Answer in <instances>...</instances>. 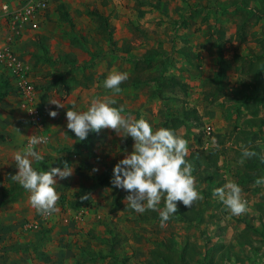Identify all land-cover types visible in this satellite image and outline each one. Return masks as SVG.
Wrapping results in <instances>:
<instances>
[{
    "label": "rangeland",
    "instance_id": "1",
    "mask_svg": "<svg viewBox=\"0 0 264 264\" xmlns=\"http://www.w3.org/2000/svg\"><path fill=\"white\" fill-rule=\"evenodd\" d=\"M239 6L237 0H51L47 22L18 45L32 67L42 124L35 128L26 120L14 90L0 101V196L19 185L12 179L18 172L13 157L23 152L31 135L48 138L35 146L44 159L33 160L34 169L66 156L74 171L69 178H56L58 210L51 215L38 213L27 191L0 204V247L33 242L49 256L62 253L51 264H149L148 252L156 242L172 238L178 251L193 246L189 264H264V185H255L264 177V100L245 101L241 95L251 83L252 64L264 63V19L255 13L256 0ZM94 13L108 16L113 45L98 34ZM149 50L162 56L148 73L164 70L182 88L158 92L155 82H145L116 94L103 86L113 71L132 75L134 60ZM106 96L124 108L122 115L144 118L154 131L168 128L188 141L186 159L203 199L191 208L180 202L177 207L199 214L196 223L171 215L161 227L160 221L140 219L147 210L136 217L127 206L128 193L113 187L111 179L114 166L133 150L131 137L102 129L79 141L67 129V110L86 111L93 99ZM52 100L64 107L50 104ZM49 111L59 114L52 118ZM187 112L197 119L186 121ZM241 145L257 156L238 163ZM106 172L110 185L94 189L89 204L74 209L78 192ZM229 180L241 187L248 202V211L239 216L213 195ZM164 207L162 198L158 208ZM101 234H109L110 241L93 239ZM101 244L106 247L98 248ZM100 250L106 251L104 257L92 259L90 252ZM0 264L45 263L29 250L0 252Z\"/></svg>",
    "mask_w": 264,
    "mask_h": 264
},
{
    "label": "clouds",
    "instance_id": "2",
    "mask_svg": "<svg viewBox=\"0 0 264 264\" xmlns=\"http://www.w3.org/2000/svg\"><path fill=\"white\" fill-rule=\"evenodd\" d=\"M128 79V73L113 71L103 82L106 89L120 93L121 83ZM57 108L64 105L59 100L49 101ZM116 100L111 97L95 98L86 111L77 112L70 108L66 112L67 129L75 134L79 141L87 139L90 132L99 133L102 129L114 130L121 138L131 137L134 141L133 150L125 155L113 168V187L128 193L124 201L137 213L146 210L158 211L160 226L164 227L171 215L178 212L177 203L191 208L197 200L203 197L196 189L193 166L186 159L189 155L188 141L168 128L153 130L144 118L135 119L132 115L124 116L123 107H115ZM57 111H49V116L55 118ZM123 133V136H121ZM48 143L45 136L31 135L23 152L14 155L18 172L12 176L30 195V205L41 215H51L56 207L59 195L54 185L57 177L61 180L73 175V167L67 162L64 167H51L47 171H37L32 167L33 160L42 161L44 157L35 150V146ZM242 158L257 156L255 151L241 145ZM264 159V157H261ZM99 169L94 168L93 172ZM255 185H264V177L257 178ZM213 195L230 210L231 214L239 216L248 211V202L242 197L241 187L229 180L214 189ZM89 194L80 197L88 200ZM164 200L165 207L158 205Z\"/></svg>",
    "mask_w": 264,
    "mask_h": 264
},
{
    "label": "trees",
    "instance_id": "3",
    "mask_svg": "<svg viewBox=\"0 0 264 264\" xmlns=\"http://www.w3.org/2000/svg\"><path fill=\"white\" fill-rule=\"evenodd\" d=\"M240 2L239 7H249L250 0H237ZM258 3V7L254 8L255 13L259 19H264V0H256ZM96 22H97V29L98 34L109 44L113 45V37L112 33L109 30V20L108 16L102 13H94ZM159 56H162L159 52L154 50H149L142 56L141 59H136L133 62V74L128 77V79L121 83L120 88H127V87H136L140 84L145 82H155L156 85L159 87L158 92H160L162 87H183L182 84L174 77L167 78L164 76L163 71L156 76L149 74V70L152 67V63L155 59ZM148 68V69H145ZM264 70V63L261 60H257V63L252 64L251 68L249 69L248 75H251V83L246 84L245 88L247 90H241V95L244 97V100H264V76L262 75ZM148 73V74H144ZM222 72L220 68L219 73ZM220 78L222 77L221 74L218 75ZM217 76V77H218ZM218 77V78H219ZM166 79V82L164 81ZM12 87L9 85L8 80L4 78H0V101L9 95V92H12ZM155 90V91H156ZM115 107H117L115 105ZM118 108V107H117ZM41 113V123L43 121V114L40 108ZM196 114L194 112H187V116L185 117L186 121L189 120H196ZM27 120V119H26ZM28 121V120H27ZM29 122V121H28ZM32 124L31 122H29ZM71 150L64 149L63 151ZM67 162L70 166V161L66 156H62L60 158L55 159L54 161L46 164L43 163L37 171H47L51 167H60L61 169L64 167V163ZM198 164H201V161H198ZM202 166V165H201ZM110 173L106 172L103 174L95 175L92 178L93 184L89 187H83L77 194L76 199L71 203L74 209L80 207L81 205H87L90 202V196L94 189L98 188H105L110 185V181L108 180ZM23 191H26L20 184L14 185L11 188L4 191V193L0 196V204L3 202H7L8 200L14 198L16 195L21 194ZM89 194L88 200L81 201L80 197ZM113 212L115 211V205L117 203V199L113 198ZM175 217L180 219L187 224H194L199 219V214H196L194 211H190L184 207H178V212L173 214ZM141 220H156L160 221V216L158 211L147 210L144 214L140 216ZM40 241H43V237L39 238ZM176 243L172 238H167L163 241L156 242L155 246L152 248L150 253V264H189L192 262L194 249L193 246L185 247L180 251L177 250L175 247ZM21 250L25 251H32L37 260L47 263L51 260V257L38 249L35 243L31 242L30 244H19L13 243L7 246L0 247L1 253L6 252H18ZM99 257V255H97ZM177 256L179 257V261L177 262Z\"/></svg>",
    "mask_w": 264,
    "mask_h": 264
},
{
    "label": "built area",
    "instance_id": "4",
    "mask_svg": "<svg viewBox=\"0 0 264 264\" xmlns=\"http://www.w3.org/2000/svg\"><path fill=\"white\" fill-rule=\"evenodd\" d=\"M51 13V0L0 2V78L13 88L20 111L37 128L41 123L34 75L28 57L19 51L25 34L37 32ZM207 133L210 128H206Z\"/></svg>",
    "mask_w": 264,
    "mask_h": 264
},
{
    "label": "crops",
    "instance_id": "5",
    "mask_svg": "<svg viewBox=\"0 0 264 264\" xmlns=\"http://www.w3.org/2000/svg\"><path fill=\"white\" fill-rule=\"evenodd\" d=\"M111 200H112V198H111ZM160 209V208H159ZM116 211V210H115ZM135 213H136V217H138V215H141V213H137L136 211H135ZM98 221V220H97ZM93 239L94 240H96V241H98V242H100V241H103V240H106L107 242L108 241H110V236H109V234H101L100 235V237L99 238H97V237H93ZM99 239H100V241H99ZM112 239H113V237H112ZM163 239V238H162ZM100 247H106V246H102V244L98 247V248H100ZM151 250H152V248L149 250V252H148V259L150 260V253H151ZM22 251H25V250H21V251H18L19 253H22ZM100 252V253H99ZM105 253L106 251H103V250H100V251H98V252H96L95 254H92L91 252H90V254H91V256H92V259H95V257L97 258L98 256L97 255H99V258H103L104 257V254L103 253ZM13 253V252H12ZM14 253H17V252H14ZM60 254H62V253H60ZM60 254H56L57 256H50L51 257V260L49 261V262H47V264L48 263H52L54 260H56L57 259V257H64V256H62V255H60ZM89 254V253H88ZM56 258V259H55ZM90 259V258H89ZM58 261V260H57ZM46 264V263H45ZM149 264H150V262H149Z\"/></svg>",
    "mask_w": 264,
    "mask_h": 264
}]
</instances>
